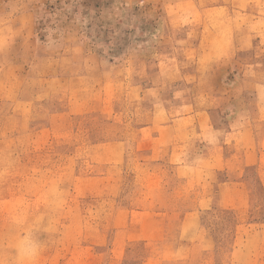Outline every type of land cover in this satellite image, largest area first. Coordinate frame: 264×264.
Instances as JSON below:
<instances>
[{
	"label": "rangeland",
	"instance_id": "374dc122",
	"mask_svg": "<svg viewBox=\"0 0 264 264\" xmlns=\"http://www.w3.org/2000/svg\"><path fill=\"white\" fill-rule=\"evenodd\" d=\"M179 255L264 264V0H0V264Z\"/></svg>",
	"mask_w": 264,
	"mask_h": 264
},
{
	"label": "crops",
	"instance_id": "0c3cea01",
	"mask_svg": "<svg viewBox=\"0 0 264 264\" xmlns=\"http://www.w3.org/2000/svg\"><path fill=\"white\" fill-rule=\"evenodd\" d=\"M228 179L221 180L219 183H226ZM221 193V191H220ZM222 194V193H221ZM171 196L173 197H178L177 193H172ZM225 198V192L224 196ZM193 200H195V203H192L189 207L186 209H172L166 206V208H160V209H152L149 208V210H140L141 212H138L141 214L140 216L142 217H132L134 212H131V228H135L137 233L139 234H145L143 237H138V238H130L129 241L131 242H137L141 239L144 238L145 242H153L156 241L157 237L155 233L161 231L164 236L162 237L163 240L168 239L171 234V226L175 225L177 227L176 229V238L180 236L183 237L185 230L189 228L191 225L190 222L192 223L193 226H195L196 231L202 234L204 239H206V243H204V246H201L199 244H196L193 242V248L195 250L200 251L201 250H207L210 251L213 249L215 246V237L212 235L210 230H207V228H203L204 230H201V225H203V215L209 213L211 211V206L210 204H204L200 202V200L195 196H193ZM220 210H234L235 213H238V209L235 207H232L227 204L221 203V206H219ZM138 228V229H137ZM119 229V227H117ZM149 236H147L148 233ZM194 232V231H193ZM168 234V235H167ZM168 236V237H166ZM194 239V238H193ZM162 240V241H163ZM163 245V242L162 244ZM127 253V252H126ZM109 258L106 259L108 262ZM105 259L99 257V263L104 262ZM123 261V259H122ZM147 261H149L151 264H192V260L189 255L182 257L181 255L179 256H173V257H167V256H162V258H153L152 256H147L145 257L144 264H149ZM207 263V262H203ZM112 264V263H111ZM200 264V263H196Z\"/></svg>",
	"mask_w": 264,
	"mask_h": 264
}]
</instances>
